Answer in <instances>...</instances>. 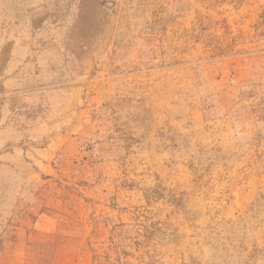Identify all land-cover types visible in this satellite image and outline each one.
Masks as SVG:
<instances>
[{"label":"rangeland","instance_id":"rangeland-1","mask_svg":"<svg viewBox=\"0 0 264 264\" xmlns=\"http://www.w3.org/2000/svg\"><path fill=\"white\" fill-rule=\"evenodd\" d=\"M0 264H264V0H0Z\"/></svg>","mask_w":264,"mask_h":264}]
</instances>
